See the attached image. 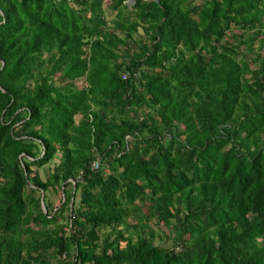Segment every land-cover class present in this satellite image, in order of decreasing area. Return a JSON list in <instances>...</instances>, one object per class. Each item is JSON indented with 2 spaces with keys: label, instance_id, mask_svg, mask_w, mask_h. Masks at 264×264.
I'll list each match as a JSON object with an SVG mask.
<instances>
[{
  "label": "trees",
  "instance_id": "16d2710c",
  "mask_svg": "<svg viewBox=\"0 0 264 264\" xmlns=\"http://www.w3.org/2000/svg\"><path fill=\"white\" fill-rule=\"evenodd\" d=\"M104 1L0 0V264H264V0Z\"/></svg>",
  "mask_w": 264,
  "mask_h": 264
},
{
  "label": "rangeland",
  "instance_id": "374dc122",
  "mask_svg": "<svg viewBox=\"0 0 264 264\" xmlns=\"http://www.w3.org/2000/svg\"><path fill=\"white\" fill-rule=\"evenodd\" d=\"M109 0H105L104 1V3H107ZM126 4H127V6L128 7H130V5L131 4H133V1L132 0H129V1H127L126 2ZM107 16H109V14L107 13ZM109 19H110V17H109ZM77 85L80 87L81 85H83V83L82 82H78L77 83ZM54 163H57V160H55L54 161ZM54 167V165L53 164H51L50 165V168H53ZM33 169L35 170V167H33ZM45 169H49V168H45ZM40 172V174L42 175V176H44V178H45V170H40L39 171ZM69 192H70V188L69 187H67V189H66V191H65V196L67 197L68 196V194H69ZM48 194V196L51 198V200H53V202L56 204L57 202H59V199H62V195L61 194H52L51 192H48L47 193ZM42 195V194H41ZM49 200V199H48ZM62 201V200H61ZM77 201H78V196H76V200H75V202L77 203ZM56 205H58V203L56 204ZM43 209V208H42ZM43 212H44V209H43ZM162 229H164L163 227H161Z\"/></svg>",
  "mask_w": 264,
  "mask_h": 264
},
{
  "label": "built area",
  "instance_id": "2783aa9c",
  "mask_svg": "<svg viewBox=\"0 0 264 264\" xmlns=\"http://www.w3.org/2000/svg\"><path fill=\"white\" fill-rule=\"evenodd\" d=\"M90 167H91V169H92L93 171H97V170L99 169V164H98L97 161H93V162L91 163Z\"/></svg>",
  "mask_w": 264,
  "mask_h": 264
},
{
  "label": "water",
  "instance_id": "95a60500",
  "mask_svg": "<svg viewBox=\"0 0 264 264\" xmlns=\"http://www.w3.org/2000/svg\"><path fill=\"white\" fill-rule=\"evenodd\" d=\"M42 199V198H41ZM42 204H43V200H41ZM43 209H44V206L42 205Z\"/></svg>",
  "mask_w": 264,
  "mask_h": 264
}]
</instances>
